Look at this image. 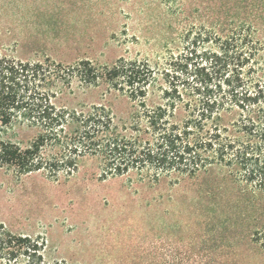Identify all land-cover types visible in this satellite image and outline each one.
Wrapping results in <instances>:
<instances>
[{
    "label": "rangeland",
    "instance_id": "rangeland-1",
    "mask_svg": "<svg viewBox=\"0 0 264 264\" xmlns=\"http://www.w3.org/2000/svg\"><path fill=\"white\" fill-rule=\"evenodd\" d=\"M239 22L264 45V0H0V48L63 64L152 62L178 51L192 26ZM73 88L68 106L127 110L98 89ZM0 226L42 243L49 264H264V197H247L219 168L157 184L100 180L88 157L67 179L0 169Z\"/></svg>",
    "mask_w": 264,
    "mask_h": 264
},
{
    "label": "trees",
    "instance_id": "trees-1",
    "mask_svg": "<svg viewBox=\"0 0 264 264\" xmlns=\"http://www.w3.org/2000/svg\"><path fill=\"white\" fill-rule=\"evenodd\" d=\"M180 41L152 62L103 65L20 59L0 48V169L67 179L88 157L100 180L134 174L157 184L219 168L247 197H264V45L243 22L192 26ZM74 84L126 112L105 102L66 105ZM43 250L0 226L5 264H49Z\"/></svg>",
    "mask_w": 264,
    "mask_h": 264
}]
</instances>
